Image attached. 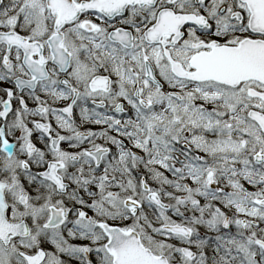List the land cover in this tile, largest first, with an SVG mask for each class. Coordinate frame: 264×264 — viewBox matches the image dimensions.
<instances>
[{"label":"snow or ice","instance_id":"snow-or-ice-1","mask_svg":"<svg viewBox=\"0 0 264 264\" xmlns=\"http://www.w3.org/2000/svg\"><path fill=\"white\" fill-rule=\"evenodd\" d=\"M0 264H264V0H0Z\"/></svg>","mask_w":264,"mask_h":264}]
</instances>
